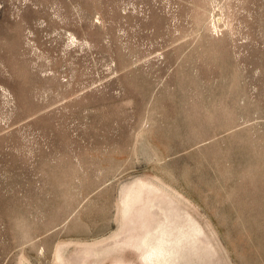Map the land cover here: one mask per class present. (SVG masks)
I'll list each match as a JSON object with an SVG mask.
<instances>
[{
    "label": "rangeland",
    "instance_id": "374dc122",
    "mask_svg": "<svg viewBox=\"0 0 264 264\" xmlns=\"http://www.w3.org/2000/svg\"><path fill=\"white\" fill-rule=\"evenodd\" d=\"M0 264H264V0H0Z\"/></svg>",
    "mask_w": 264,
    "mask_h": 264
}]
</instances>
